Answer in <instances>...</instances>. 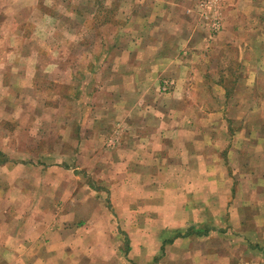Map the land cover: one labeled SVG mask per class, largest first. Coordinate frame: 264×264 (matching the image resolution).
Instances as JSON below:
<instances>
[{"label":"crops","instance_id":"1","mask_svg":"<svg viewBox=\"0 0 264 264\" xmlns=\"http://www.w3.org/2000/svg\"><path fill=\"white\" fill-rule=\"evenodd\" d=\"M78 1L79 11H74L73 15L77 14L80 20L86 21L83 11L86 5L94 4L96 16L90 22H95L99 32H109L104 38L97 33V42L100 43L93 52L96 55L82 65L81 62L72 65L70 60L71 45L82 35L75 31L72 34L71 0H0V128L12 123L15 126L13 131L9 130L0 137V237L9 236L15 247L8 250L10 254L0 255V261L18 264L23 260L48 261L49 258L54 259L55 253L62 257L65 246L69 245L64 240L65 236L71 233H77L73 237L75 245L85 241L87 245L89 240L86 233H89V229L86 232L84 230L92 222L86 220L82 229L76 224L69 225L70 221L79 217L77 207L55 215V202L51 197L48 198L54 190L57 180L55 175L65 171L60 166L68 165L71 161L68 152L72 147L78 149L80 154L83 152L91 165L102 158L101 150L105 145L110 149H121L111 155L122 159L116 164L123 163L126 155L127 172L133 179H141L140 175L146 174L143 169L146 165L162 164L165 167L172 163L182 170L181 179L191 180L199 179L198 174L191 171L196 163H209L208 152L216 153V165L220 166V162L223 164L221 150H229L230 146L234 150L231 138L236 133L242 142L238 155L240 163L245 162L247 144L254 151L259 147L264 149V124L257 121L263 110L261 104L255 108L258 113L255 115V124H246L238 131L229 133L226 127L218 129L214 125L199 124L198 114L213 101V97L209 93L197 92L194 87L206 81L199 62L204 61L208 49L217 42L244 43L239 60L241 70L246 67L243 62L247 54L252 52L260 63H257V68L264 65V59L261 58L264 46L259 42L264 36V15L257 11L252 14L250 5L246 6L245 11V7L241 8L236 2V9L244 17V29L240 31L235 22H232L235 23L232 28L239 29L240 38L238 32L224 28L221 10L217 7L214 9L210 3L212 1L128 0L119 3L120 6H127L121 8L120 14L104 19L97 11L100 0H93V3ZM254 9H257L256 4ZM185 10L190 18L195 16L192 18L193 25L185 15ZM216 14L221 18V28L214 33L210 22ZM254 44H257V48H254ZM168 77L174 82L175 88L168 95H159V80ZM256 79L254 85L259 84ZM52 83L62 85L60 88L64 94L61 99L58 98L59 93L49 94L57 107L23 108L25 100L33 101L38 96L39 101L40 89L37 85ZM243 83H247V80H242L241 85ZM93 85L96 88L94 92L91 89ZM245 91L239 92L240 101L246 97ZM250 93L249 98H252ZM260 94L255 92V96L252 95L257 100L262 97ZM11 100L17 102L18 107L11 108ZM89 100L96 102L93 110L86 108ZM72 101H79L84 106L72 110ZM102 101H110L107 104L110 113L119 110V114H115L124 118L120 123L124 125L123 129L121 126L120 130L115 129L118 137L109 142L98 139L103 137L104 132L99 119L102 113L108 112L103 110ZM87 109L90 110L88 116L92 113L96 121L93 139L83 134ZM243 113L247 115L244 111L240 112ZM74 115L78 119V127L72 123ZM55 127L63 134L60 140L62 150L58 153L51 151L54 143L45 137ZM77 132L81 135L79 139L72 137V133ZM123 133L126 137L122 138L120 134ZM72 138L76 139L74 145L71 143ZM230 150L226 159L232 155ZM254 153L264 158V151ZM150 170H153L152 167ZM204 175L200 179L216 178L212 173L204 172ZM225 175L221 177L228 182L234 179L232 174ZM240 175L246 181L251 177L243 173ZM256 191L253 195L263 197L258 188ZM252 193L253 190L246 195L251 196ZM46 195V201L42 202L41 207L36 206L32 215L28 212L20 214V199L28 200L32 206L34 198H46L43 197ZM244 195L243 191L238 194L240 202ZM208 196L214 195L211 193ZM226 197V203L222 205L224 211L227 208L229 211L239 208L240 213L242 205L238 203L237 206L232 202L230 191H227ZM60 221L68 224H59ZM241 223L238 224L241 232L236 231L237 225L231 226L240 235L229 237L228 247L231 248L217 258L221 264H264V222L251 226V231L247 232L242 231ZM178 243L179 240L175 242L176 245ZM236 245L239 250L233 248ZM240 245L243 246L241 250ZM196 252L194 248L187 251L191 258L186 260L187 264L209 263V252Z\"/></svg>","mask_w":264,"mask_h":264},{"label":"rangeland","instance_id":"2","mask_svg":"<svg viewBox=\"0 0 264 264\" xmlns=\"http://www.w3.org/2000/svg\"><path fill=\"white\" fill-rule=\"evenodd\" d=\"M81 1L84 2L85 0ZM127 1L100 0L97 11L103 19L110 18L114 14H120L122 7L127 8V6L119 5L121 2L125 3ZM201 1L207 2L209 0ZM211 1L215 2L214 9L217 7L221 10L224 28L238 32L240 38L242 36L238 30L243 31L244 29V17L236 9L238 7L236 2L239 3L241 8L245 7L243 9L245 11L246 6L250 5L252 14L257 11L259 14L264 15V0H257L258 3L257 1L254 3V0H251V2L250 0ZM88 2L93 3V0H88ZM116 2H118V5H116ZM254 4L257 5V9H254ZM187 5L183 4V6ZM86 6L83 11L86 21H82L77 14L73 15L74 11H79V1L71 0L72 34H74V31L76 34H82L71 45L70 60L73 62L72 65H78V62H81V65L90 62L93 56L96 55L93 53L96 45L100 43L97 42V33L103 38L109 33L99 32V28H95V22H92L96 16V6L94 4ZM184 13L193 25L192 18H195V16L190 18L186 10ZM90 20L92 21L90 22ZM232 22L237 23L238 30L237 27L232 28L235 24ZM251 25L253 26V24ZM82 30L84 33H82ZM247 41L249 42V40ZM259 42L261 46H264V36ZM108 43L110 44V42ZM253 46L257 48V44ZM244 47V43L223 44L217 42L212 48L208 49L204 61L199 62L202 73L206 76V81L203 83L204 85L194 87H196L197 92L209 93L213 97V101L209 102L206 108L198 114L199 124L214 125V127L223 129L226 127L229 133L238 131L246 124H255V115L258 114L255 112V108H258L259 104H261L263 110L257 121L264 124V65L257 68L258 61L255 58L257 55L252 52L247 54V58L243 62L246 67L241 70L239 60L242 57ZM262 54L264 55V49ZM263 55L262 59H264ZM258 64L260 65V63ZM255 78H257L259 84L255 83L254 85ZM244 79L247 80V83L241 85ZM167 80L171 81L169 77L159 80L157 87L159 95L165 96L173 92L175 84L168 91H162L163 82ZM60 87L62 85L58 86L54 83L37 85V88L40 89L39 101L38 96L34 97L33 101L25 100L27 102L22 103L23 108L45 109L47 107H57L56 101L51 99L49 94L59 93L58 98L61 99L64 94ZM91 89H93L92 92L96 91L94 85L91 86ZM244 91L246 97L242 94L244 98L240 101L239 92L244 93ZM250 92L254 96L255 92H259L262 97L255 100ZM249 93L252 98H249ZM95 103V101L89 100L86 108L93 110ZM10 104H12L11 108L18 107L17 102L14 100H11ZM102 104L103 110L108 112L102 113L103 116L99 119L102 122L100 127L104 132L103 137L100 136L98 139L103 138L104 142H109V140L118 137L117 133L114 132L115 129L120 130L119 126L123 129L124 125H120V123L124 118L122 115L115 114H119V110L110 113L111 109L107 106L110 101H102ZM81 106H84V104L79 101L71 102L72 110H79ZM88 109L83 134L88 139H93L96 135L94 127L96 121L92 113L91 116H88L90 112ZM241 111L246 112L247 115L240 114ZM214 113H218L214 116L215 118L208 117L210 114L213 116ZM188 115L191 116L192 114L188 113ZM207 118L209 119L208 122L204 123ZM77 121L78 119L74 115L72 123H75L76 127H78ZM14 127V123L2 126L0 137L6 135L5 132L9 130L13 131ZM56 127L53 132L45 135L47 140L54 143L51 148L53 153L62 150L60 140L63 134L58 132L59 130H55ZM120 135H122V138L126 137L125 133ZM253 135L255 134H249V136ZM73 136L79 139L81 135H78L77 132V134L72 133ZM237 136L238 133L231 138L236 152L230 146L229 150L232 149L230 150L232 153L230 158H225L229 151L227 148L220 149L224 153H222L223 164L220 162V166L216 165L214 163L215 160L218 162L216 153L208 152L207 158L210 160L207 165L196 163L193 166L191 171L198 174L199 179L197 180L181 179L179 176L180 173H183L182 170L172 163L165 167L162 164L143 166L146 174H141V179H133L129 177L130 174L127 172L126 155L121 164H116V161L122 159H117V156L111 155V153L118 152L121 149H110L105 145L104 149L101 150L102 158H98L97 163L91 165L90 160L84 156L82 151V154H80L78 149L72 147L68 152L71 161L68 165L60 166L65 171L63 174L55 175L57 180L54 184V190L48 198L51 197L55 202L53 211L55 215L61 213L62 210L77 207L79 217L75 221H70L69 225L76 224L82 229L87 221L92 222L84 230L86 232L89 229V233H86L89 241L87 245H85L86 241L83 244L75 245L73 237L77 233L66 234L64 240L68 241L69 245L65 246L63 253H61L64 256L58 257L59 255L55 253L54 259L49 258L48 261L28 262L23 260L21 264H187L186 260L191 259L190 253H187V251L193 248L200 253L209 252L210 261L208 264H221L220 259L217 257L224 255L231 248V246L228 247L229 237L240 235L238 233L241 232V228L238 227L239 222H242L241 227L244 232L251 231V226L262 225L264 222V158L254 153L262 152L264 149L259 147L254 151V148L247 144L245 162L240 163L238 155L242 142ZM248 138L247 141L251 142ZM76 139H71L72 145H74ZM227 142H229L228 139ZM124 153L126 154V151ZM168 153H171V151L168 150ZM151 167L153 170H150ZM204 172L212 173L216 178L200 179V176H205ZM241 173L251 177L246 181L240 175ZM225 174H232L234 179L229 182L222 179L221 176L226 177ZM257 188L262 192L263 197L253 195L257 192ZM252 190L251 196L246 195L247 192ZM227 191H230L232 202H235L237 206L238 203L242 205L240 213L239 208L235 211H229L230 209L227 208L224 211L222 205L226 203ZM242 191L245 195L242 197V202H240L238 194ZM211 193L214 196L209 197L208 194ZM43 197L46 198H34L32 206L28 204V200L20 199L18 201L20 214L28 212L32 215L35 208L41 207L42 202L46 201L47 195ZM227 203L231 204L230 201H227ZM94 221L97 222L96 225ZM59 224L68 223L60 221ZM234 225H237L236 228L238 229L236 231L238 232L231 227ZM82 236H85V234ZM75 237L78 238V236ZM177 240H179V243L176 245ZM12 243L13 240L9 236H5V238L1 236L0 255L10 254L8 250L15 248ZM242 247L240 245V250ZM233 248L237 250L238 246L236 245ZM211 254H214L216 259ZM176 255L178 259H176ZM0 264L18 263L3 260L0 261Z\"/></svg>","mask_w":264,"mask_h":264},{"label":"built area","instance_id":"3","mask_svg":"<svg viewBox=\"0 0 264 264\" xmlns=\"http://www.w3.org/2000/svg\"><path fill=\"white\" fill-rule=\"evenodd\" d=\"M211 1V0H209ZM211 4H213V6H215V2L212 1L210 2ZM220 16H218V14L214 15L213 19H211V22H210V26L212 28V31L214 33H217L220 28H221V20H220ZM174 82L171 80V81H164L163 82V85H162V91H168L172 86H173Z\"/></svg>","mask_w":264,"mask_h":264}]
</instances>
